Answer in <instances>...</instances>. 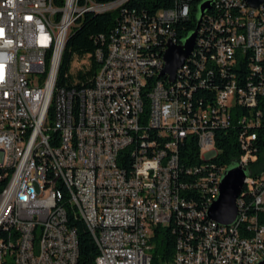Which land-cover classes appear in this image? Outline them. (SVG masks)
Wrapping results in <instances>:
<instances>
[{"label":"built area","instance_id":"built-area-1","mask_svg":"<svg viewBox=\"0 0 264 264\" xmlns=\"http://www.w3.org/2000/svg\"><path fill=\"white\" fill-rule=\"evenodd\" d=\"M186 1L150 19L124 15L100 37L91 86L58 91L66 37L76 22L88 12L121 8L125 0H0V167L10 172L0 195V264H78L79 239L68 225V209L92 234L96 264H152L153 238L164 228L166 212L175 213L185 234L169 264L264 262V170L254 175L250 169L259 141L253 129L264 130V10L223 0L224 8L204 14L233 13L216 20L222 36L196 69L200 85L218 76L227 82L213 105L194 106L188 83L178 78L189 73L197 40L174 83L149 84L157 74L168 79L161 77L163 56L169 40L177 44L170 27L191 14ZM205 1L214 0L200 5ZM162 38L160 58L150 50ZM236 112L246 129L239 137L246 154L238 165L249 173L250 190L236 223L223 226L209 223L180 193L201 188L207 202L217 200L228 168L218 175L212 170L216 131L229 128ZM190 136L197 138L204 164L188 169L180 146ZM71 147H79L78 161H71ZM184 172L200 177L181 181ZM40 180H47L51 197L39 193ZM42 205H51V213H41Z\"/></svg>","mask_w":264,"mask_h":264},{"label":"trees","instance_id":"trees-1","mask_svg":"<svg viewBox=\"0 0 264 264\" xmlns=\"http://www.w3.org/2000/svg\"><path fill=\"white\" fill-rule=\"evenodd\" d=\"M91 1L99 5H107L113 4L118 0ZM200 1H186V3L190 4L192 10L190 16L179 19L170 27L173 39L178 45L183 44L193 32L197 31L198 33L197 45L188 65L189 73H183L178 78L183 84L188 83L184 86L189 88V92H192L194 106H197L201 102L213 105L216 100L217 89H220L227 82V78L223 79L221 76H218L215 79H209L206 85H200V81L196 77V69L202 57H208L214 51L217 41L222 36V32L220 33L215 30L216 20L225 19L227 14L232 12L227 13L224 10H214L203 16L200 21ZM176 7L177 0H130L123 7L111 12L86 13L76 22V25L71 30L58 76L57 90L79 91L91 86L92 79L99 67V63L96 62L94 54L101 47L100 37L110 34L124 20V15L147 16L150 19L162 10L175 9ZM222 7L224 6L220 2H217L212 8ZM230 16L232 17L233 13ZM165 46L166 41L162 38L157 46L150 50V54H155L156 57L161 58L165 51ZM77 62L79 65L74 67V64ZM240 72L242 76L248 74L245 67L240 69ZM157 80L163 81L166 85L169 84L167 78H160V74L154 75L149 80V84ZM144 104L146 109V103ZM260 107L264 108V99L260 100ZM245 114H247V111H244ZM245 130L242 125H238V112H236L232 125L229 128L216 131L218 157L214 162L215 168H212L213 173L218 175L222 168H229L238 163L240 158L246 154V150L242 148L239 141L240 135ZM253 131L257 132L259 137V141L253 146H258V152L255 155L257 160L252 159L250 161V169L256 175L264 170V158L261 156L264 154V130L253 129ZM180 156L181 162L188 169L201 167L204 164L201 159V150L196 137L190 136L184 140L180 146ZM184 175H186V172H184ZM204 175L205 173H202L201 177H204ZM9 177V170L0 167V195L7 186ZM199 177L186 175L185 177H181V181L195 183ZM180 194L186 198L187 202L193 203V208L198 211H205V217L207 218L206 213L211 204V202H207L209 198L207 192L201 188H196L181 192ZM244 197H246V194ZM67 214L68 225L76 230L79 239L80 255L78 264H96L99 250L87 225L83 220L77 218V215L72 209H68ZM184 235V227L181 228V224L177 223L176 220H173L167 227H158L153 238L152 264H169L172 262L177 252L178 239L184 237ZM4 264L13 263L5 262Z\"/></svg>","mask_w":264,"mask_h":264},{"label":"water","instance_id":"water-1","mask_svg":"<svg viewBox=\"0 0 264 264\" xmlns=\"http://www.w3.org/2000/svg\"><path fill=\"white\" fill-rule=\"evenodd\" d=\"M242 1L253 10H258L264 6V0ZM212 5L211 1H205L199 6L200 21ZM197 34V31L193 32L182 45H177L171 40L168 41L167 50L163 56L165 67L161 77H168L170 83L175 82L178 71L182 69L193 53ZM248 176V171L238 163L226 170L220 183L219 196L208 211L210 220L223 226H231L236 223L238 217L237 200L244 189ZM260 264H264V262Z\"/></svg>","mask_w":264,"mask_h":264},{"label":"bare ground","instance_id":"bare-ground-1","mask_svg":"<svg viewBox=\"0 0 264 264\" xmlns=\"http://www.w3.org/2000/svg\"><path fill=\"white\" fill-rule=\"evenodd\" d=\"M128 1H130V0H125V3H127ZM211 2L213 3L212 7L217 2H220L221 5L224 6L223 0H216V1L214 0ZM222 8H224V7H222ZM259 10H264V6L259 8ZM68 38H69V36L66 37V45L68 42ZM78 154H79V147H71L70 148L71 161H78ZM122 161H129V154H122ZM119 171H126V164H119ZM249 190H250V183L246 182L244 189H243L240 197L237 200V207L238 208H243V200L245 198L244 196L247 193V191H249ZM39 193H41V195L44 197H51V190H50V188H47V180H40L39 181ZM213 203L214 202H211L209 209ZM208 211L206 213L207 214L206 219L209 221V223L218 224V223L209 219ZM41 213H51V205H42L41 206ZM204 215H205V211H204ZM173 220H176L175 219V213L174 212H166L165 213V220H164V227L169 226ZM4 234H5V227H0V239L3 238Z\"/></svg>","mask_w":264,"mask_h":264},{"label":"rangeland","instance_id":"rangeland-1","mask_svg":"<svg viewBox=\"0 0 264 264\" xmlns=\"http://www.w3.org/2000/svg\"><path fill=\"white\" fill-rule=\"evenodd\" d=\"M118 7V5L115 7V8H113V9H116ZM79 65V63L77 62V63H75L74 64V67H76V66H78ZM75 69V68H74ZM262 156V158H264V154L263 155H261Z\"/></svg>","mask_w":264,"mask_h":264}]
</instances>
